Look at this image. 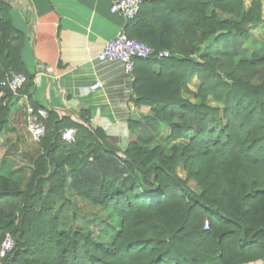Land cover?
Here are the masks:
<instances>
[{"label":"trees","instance_id":"16d2710c","mask_svg":"<svg viewBox=\"0 0 264 264\" xmlns=\"http://www.w3.org/2000/svg\"><path fill=\"white\" fill-rule=\"evenodd\" d=\"M143 6L129 22L135 29ZM8 11L0 0V82L9 73L28 81L18 95L6 92L0 134L19 96L33 88L13 44ZM252 24L264 25V0H167V46L161 38L155 42L152 32L153 45L138 31L126 35L169 52L163 61L139 60L132 76L135 103L150 114L131 118L127 128L137 138L139 129H147L148 138L120 149L102 129L48 112L25 184L0 172V246L6 234L14 241L0 264H130L143 253L148 256L141 264L263 260L264 158L253 152L264 150V78L257 69L264 66V52L253 51L243 66L234 61L238 46L206 52L211 42L246 37L244 28ZM184 43L197 48L186 52ZM193 78L197 94L188 87ZM208 97L222 100V115L207 105ZM159 125H166V133ZM69 128L77 131L71 145L61 141ZM181 166L200 193L178 177ZM69 195L118 221L111 248L78 228L70 235L60 228L59 206Z\"/></svg>","mask_w":264,"mask_h":264},{"label":"crops","instance_id":"0c3cea01","mask_svg":"<svg viewBox=\"0 0 264 264\" xmlns=\"http://www.w3.org/2000/svg\"><path fill=\"white\" fill-rule=\"evenodd\" d=\"M2 1L9 6L7 15L16 32L13 44L33 88L19 96L0 134V172L12 177L30 171L40 154L28 141L25 104L100 128L124 149L129 141L127 122L148 116L150 108L135 103L133 78L123 74L120 64L96 58L105 43L121 33L133 36L138 31L153 45L152 32L155 42L161 38L167 46V0H145L136 29L110 12L114 0ZM248 264H264V259Z\"/></svg>","mask_w":264,"mask_h":264},{"label":"rangeland","instance_id":"374dc122","mask_svg":"<svg viewBox=\"0 0 264 264\" xmlns=\"http://www.w3.org/2000/svg\"><path fill=\"white\" fill-rule=\"evenodd\" d=\"M216 0H205L208 4L211 2H214ZM248 0H245L247 2ZM213 9L211 6L208 9V12H210ZM245 32L247 33V36L241 39H231V38H223L222 43H212L209 45L208 48H206V52L213 49V47H217L219 51H231V46H238V55L234 58L235 63H241L242 66L250 59L251 54L253 51H263L264 52V25L261 24H252L248 25L244 28ZM188 43H184L186 52H191L192 50H195L197 48L196 44L194 45H186ZM168 52V50H167ZM169 53V52H168ZM177 59L182 60L183 55L177 54ZM196 62L200 61L199 58L195 59ZM259 74L261 77L264 78V66H260ZM188 87L191 92L197 94L199 89V84L196 78H193L190 83L188 84ZM224 96L223 94H221ZM188 101H190L192 104H198L200 103V100H198L196 97L189 96L187 97ZM223 98V97H222ZM230 99H234L235 95H231L229 97ZM222 101V100H221ZM219 100H214L211 97H208L206 99V103L209 107L217 109L220 114L222 115L223 112V105L222 102ZM137 119V118H136ZM141 119V118H140ZM166 126V125H165ZM165 126H158L161 128L162 131L166 133ZM148 130H138L139 138L135 136H131L129 133V141L126 145L132 146L133 144H140V141L143 143L148 138L147 134ZM147 134V135H146ZM30 141V140H28ZM31 142V141H30ZM29 143V142H28ZM31 142L30 144H32ZM184 141H178L176 144L181 145ZM35 144V143H34ZM30 151V150H29ZM238 154L242 153V150L239 149L236 150ZM253 154L256 156H260L261 158H264V150L263 147L261 149V153L259 151H254ZM260 158V159H261ZM26 171V170H25ZM22 171L19 174H12L13 178L16 182H18L21 186L25 184L27 179V174H29L30 171ZM3 175V173L1 172ZM177 175L180 179L185 181L187 185L191 188V190L195 193H200V188L197 184V182L194 179H189L188 174L185 172L184 167H179L177 169ZM60 212H58L59 216V226L60 228L65 232L70 234H73L74 229L78 228V230L83 234H90L95 240L100 242L102 245H104L107 248H111L113 245V242L115 238L117 237L119 231V225L118 221L116 219L110 218V216L102 211L99 208H96L89 204L86 201H83L81 199H77L72 195H69L67 197V200L65 201L64 205L59 206ZM205 228L204 230L207 231V224H204ZM148 254H137L136 257L132 260L130 264H141L143 260L147 258Z\"/></svg>","mask_w":264,"mask_h":264},{"label":"built area","instance_id":"2783aa9c","mask_svg":"<svg viewBox=\"0 0 264 264\" xmlns=\"http://www.w3.org/2000/svg\"><path fill=\"white\" fill-rule=\"evenodd\" d=\"M145 0H114L110 7L111 13L119 14L126 22H132L141 11ZM169 57L165 50L157 51L136 39L127 38L125 34H119L115 39L105 43L102 52L97 56L101 63H118L122 67L123 74L132 78L135 64L139 60L154 58L157 61H163ZM1 65V62H0ZM28 79L23 74L9 73L4 80L0 82V105L6 103L5 94L9 91L13 95H18L23 90ZM99 85L93 87L97 90ZM26 131L31 142H39L46 133V121L48 111L44 108H34L30 104H25ZM77 135L75 128L65 129L61 133V141L64 144L74 143ZM14 241L9 234L5 235L0 246V259L4 258L12 251Z\"/></svg>","mask_w":264,"mask_h":264}]
</instances>
